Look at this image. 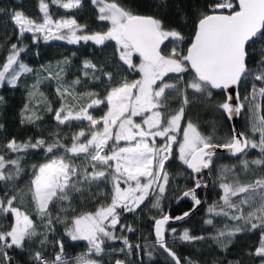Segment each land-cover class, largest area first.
I'll return each instance as SVG.
<instances>
[{
  "label": "snow or ice",
  "instance_id": "6c2138e0",
  "mask_svg": "<svg viewBox=\"0 0 264 264\" xmlns=\"http://www.w3.org/2000/svg\"><path fill=\"white\" fill-rule=\"evenodd\" d=\"M91 3L96 6L97 19L107 22V31L84 34L86 26L74 17L53 19L46 0H39V11L43 14L39 21L21 11L11 13L18 40L29 33L33 43L40 38L44 42L66 40L69 44L92 41L105 45L114 41L119 62L138 78L122 77L117 81L111 71L97 69L85 61L83 68L94 70L93 80L100 79L95 71L107 77L105 91L77 93L76 86L82 84L77 77L71 85L61 83L57 87L60 107L53 109L49 102L47 109L53 113L57 125L71 126L76 122L79 126L70 145L58 137L50 142L43 138L18 142L13 138L3 145L9 154H28L39 149L46 159L32 165L26 192L0 188V264H11L9 251L26 250L36 238L41 245L45 244L47 235L37 229L43 226L52 231L55 222L65 225L64 235L72 241H86L88 250L69 261L64 244L57 241L59 251L54 258L48 260L42 250L35 251L32 255L35 264H100L91 257L104 254L109 242L115 241H120L122 247L113 248V252L132 255L141 245H133L128 236L117 235V231L135 232L131 225L121 222L122 218L125 213H136L146 201L158 211V217L151 218L154 243L145 247L158 246L173 264H181L168 246L165 234L167 231L175 234L177 229L170 225L186 220L201 205L197 189L207 187L202 177L205 170H213L219 151L236 157L241 172L251 171V165L264 167V114H261L264 0H204L188 39L176 28L166 27L162 19L133 12L118 0H91ZM51 4L71 11L80 8L82 0H51ZM257 45L261 46L260 58L254 67H249L250 51L254 52ZM25 51L17 43L10 45L0 70V86L6 82L16 87L21 74L33 71L20 61ZM84 76L88 77L89 72L85 71ZM52 78L51 73L46 77ZM55 78L60 80L59 72ZM173 80L176 82H170ZM40 83L38 79L33 85L30 92L33 97L43 96L39 92ZM241 88L249 90L241 95ZM189 90L209 102L214 95L221 96L216 109L229 121L247 111V132L238 131L233 124L231 135L222 142L201 133L197 125L185 119ZM170 93L178 94V108L169 106ZM69 97L72 101L88 102L69 104L66 102ZM97 111L102 114L94 115ZM21 115L22 123L42 119L38 115L33 119L35 113L27 105ZM251 150L259 152L256 159H241ZM22 159V155L12 158L0 154V182L6 184L20 178L24 172ZM172 159L185 168L193 184L175 197L177 204L190 198L191 209L175 216L166 213L161 205L170 182L166 163ZM77 160L84 163L78 164ZM218 179L222 195L220 201L207 208V213L234 223L217 229L211 239L226 249L237 234L259 232L258 245L251 255L264 264V176L243 183L233 165L221 167ZM94 185L98 193L94 210L77 213L72 207L74 194L83 195L84 190H91ZM26 207H31V214L22 210ZM204 223L214 226L212 218ZM179 239L193 242L206 237L191 235L185 228ZM146 255L151 258L152 253L148 251ZM115 264L128 262L116 259Z\"/></svg>",
  "mask_w": 264,
  "mask_h": 264
},
{
  "label": "trees",
  "instance_id": "16d2710c",
  "mask_svg": "<svg viewBox=\"0 0 264 264\" xmlns=\"http://www.w3.org/2000/svg\"><path fill=\"white\" fill-rule=\"evenodd\" d=\"M49 3V12L53 18L74 17L81 25H85V34L93 32L107 31V22L97 19L98 12L91 3V0H82V6L78 9L64 12L62 10L53 11L50 5L51 0H46ZM204 0H118L125 8L130 9L141 15H153L164 21L166 27L176 28V30L185 34L186 39L190 38L189 34L193 31L194 21L198 11L201 9ZM14 11H21L25 16L39 21L42 13L39 11V0H0V67L7 56V50L12 43H17L20 47H25L26 51L21 54L20 61L33 69L31 73H23L17 81L16 87H12L5 83L0 87V154L6 157L11 155L15 158L16 155H22L21 164L24 172L15 182L9 181L6 184L0 182V188L18 189L22 193L27 191V186L31 178L32 165L43 163L46 157L42 150H30L28 154H9L3 147L9 140L15 138L18 142H24L31 139L35 142L36 139L43 138L47 141H52L54 138H60L65 144L71 143L72 134L79 131V126L76 122L69 125H57L53 119V113L49 112V102L53 109L60 107V98L56 93L57 87L63 83L66 87L79 77L82 81L81 85L76 86V92L83 94L85 92L103 93L108 86L107 77L103 76L100 71H95V76L100 77L99 80H93L92 74L94 70L83 68L85 61H90L97 66V69L111 71L115 79L118 81L122 77L138 78L135 73L127 71L126 66H123L118 60L116 54V45L114 42H106L105 45H96L92 41L80 42L78 44H68L64 40L33 43L31 34H25L22 40L17 39V30L15 29L10 16ZM260 45L256 46L254 52L250 51L249 67H254L256 61L260 58ZM138 62V58L136 60ZM63 69L61 72L60 69ZM88 71L89 76L85 77L84 72ZM60 74V80L55 78L56 73ZM51 73L52 79H46ZM188 77L186 76L185 79ZM40 80L39 92L43 96L30 95L33 92V85L37 80ZM103 81V83H102ZM170 82H176L175 80ZM250 89V85H249ZM249 89L241 88V95L246 94ZM46 98V99H45ZM222 97L214 95L211 102L206 101L199 95H193L191 90L188 92L189 103L185 110V119L191 120L198 129L206 136H211L215 141H224L230 135L232 128L227 122L225 116L216 109V105L221 101ZM69 104L84 105L88 102L87 99L72 101L71 98L66 100ZM169 106L178 108L180 100L177 93L169 94ZM262 113L264 114V100L261 101ZM33 111L35 116H40L42 119L36 120L35 123H29L24 119L21 113L25 106ZM94 115H101L100 112H94ZM248 113L245 111L241 114L239 120L240 132L248 130ZM258 138V134H257ZM259 156L257 150H251L247 157L242 156L241 159L253 160ZM214 168L209 175L211 177L210 187L206 193L200 191L198 198H205L206 203L196 213L192 214L186 221H183L175 226L177 232L175 234L166 232L168 246L177 254L181 260V264H261V260L251 253H254L258 245L259 232L255 233H239L228 244L226 249H222L211 236L216 234L217 229H223L225 224L231 226L234 222L226 217H210L207 213V208L220 200L219 188V169L223 166H236V172L239 173L241 182L248 183L259 177L264 176V167L257 168L251 165V171L248 173L241 172L239 160L229 159L224 156L214 157ZM78 164H83L81 160H77ZM166 170L170 174L169 189L165 193V198L161 201V205L166 213L172 216L182 214L184 211L191 209V204L186 201H181L179 204L175 202V197L186 188L193 186L188 178L185 168L179 164L176 159H172L166 163ZM231 178V177H230ZM203 181L206 179L203 177ZM2 194V191H0ZM98 193L95 192V185L91 190H84L83 195L74 194L72 207L77 213L94 210ZM28 200H24V205L27 206ZM140 214L135 217V214L124 215L122 223L131 225L135 232H120V235L128 236L130 242L140 244L139 251L133 250L132 255H126L119 251L113 252L112 249L122 247L120 241L108 244L105 253L100 256H92V259L100 261V264H115L116 259L126 260L128 264H173L165 254L156 247L146 248V244H153L154 238L152 234V219L158 217V211L151 207V203L147 201L145 206L141 207ZM29 214L32 213L31 207H26ZM55 215V214H54ZM148 219L147 225L139 223V219ZM212 218L214 226L207 225L204 220ZM11 217H9V220ZM35 219V216H33ZM52 231H46L43 226H40L37 231L47 235V242L40 244L39 238L32 241L26 250H10L11 264H35L32 255L35 251H41L44 257L48 260L54 258L56 252L59 251L57 241L64 244L65 255L69 261L74 260L82 253L88 250L87 243L84 241H72L64 235L65 225L59 222L53 224ZM119 228V226H118ZM187 228L191 235L204 236V240H196L193 242H183L179 239L183 229ZM119 232V230H118ZM152 253L151 258L146 255V252Z\"/></svg>",
  "mask_w": 264,
  "mask_h": 264
},
{
  "label": "water",
  "instance_id": "95a60500",
  "mask_svg": "<svg viewBox=\"0 0 264 264\" xmlns=\"http://www.w3.org/2000/svg\"><path fill=\"white\" fill-rule=\"evenodd\" d=\"M240 116H241V115H240ZM240 116L237 117V118H234L233 121H229L226 117H225V118H226L227 122L229 123V125L231 126V128L233 127V124H235L237 130L240 131V130H239V120H240ZM218 156H224V157H227V158L232 159V160H235V159H236V157H232V156L228 155L224 150H220ZM189 171H190V170H189ZM203 177L206 179V181H203V183H204L205 185H207V187H203V188L197 189V193H199L200 191H203L204 193H206V192L208 191L209 187H210L211 177H210L209 172H208L207 170H205V174H204ZM203 177H202V179H203ZM183 201H186L187 203L191 204V207H192V202H191L190 198H185ZM201 201H202L201 205H199V206L197 207V210H196L194 213H196V212H197L202 206L205 205V203H206L205 198H203ZM194 213H193V214H194ZM190 216H191V215H190ZM187 219H188V218H186V220H187ZM186 220H184V221H186ZM181 222H183V221L175 222V223L171 224L170 226L177 225V224H179V223H181ZM153 237H154V235H153ZM154 240H155V237H154ZM157 248H159V247L157 246ZM159 249H160V248H159ZM160 250L165 254V256H166L170 261H172V260H171V257H169V256H168V255L162 250V249H160Z\"/></svg>",
  "mask_w": 264,
  "mask_h": 264
},
{
  "label": "rangeland",
  "instance_id": "374dc122",
  "mask_svg": "<svg viewBox=\"0 0 264 264\" xmlns=\"http://www.w3.org/2000/svg\"><path fill=\"white\" fill-rule=\"evenodd\" d=\"M52 7H53V11H56V10H62V11H64V12H67L68 10H65V9H62V8H59L58 6H56V5H54V4H50ZM96 7V6H95ZM53 19H59V18H53ZM27 34H29V33H27ZM79 34V33H78ZM84 34H85V32H84ZM38 41H40V42H44V40L42 39V38H40ZM38 41L36 42L37 44H38ZM51 41H57V40H51ZM66 43H67V41L66 40H64ZM80 42H82V43H84V41H80ZM79 42V43H80ZM111 42V41H110ZM112 42H114V41H112ZM115 43V42H114ZM69 44V43H68ZM76 44H78V43H76ZM72 45H74V44H72ZM0 70H2V66L0 67ZM174 75V74H173ZM6 83V82H5ZM1 87V86H0ZM217 189H220V188H217ZM220 195H222V190L220 189ZM153 199H154V197H153ZM235 199V198H234ZM220 201V200H219ZM147 204V201L145 202V205ZM145 205H142V206H145ZM141 206V207H142ZM142 209V208H141ZM141 209H138L137 210V212L136 213H134L135 214V217L138 215V213L140 214V210ZM156 210V209H155ZM129 214H132V213H125L124 215H129ZM144 218V217H143ZM152 218V217H151ZM139 223H141V224H144V225H147V223H148V219L145 217L144 219H139ZM170 232V231H169ZM127 233V232H126ZM171 233V232H170ZM117 235H120V231L118 232L117 231ZM122 235V234H121ZM84 242H86V241H84ZM117 241H115V242H109V244H114V243H116ZM87 243V242H86ZM101 255H103V254H101Z\"/></svg>",
  "mask_w": 264,
  "mask_h": 264
},
{
  "label": "bare ground",
  "instance_id": "6f19581e",
  "mask_svg": "<svg viewBox=\"0 0 264 264\" xmlns=\"http://www.w3.org/2000/svg\"><path fill=\"white\" fill-rule=\"evenodd\" d=\"M175 226V225H174ZM170 227H172V226H170ZM167 232H169V231H167ZM154 238V237H153Z\"/></svg>",
  "mask_w": 264,
  "mask_h": 264
}]
</instances>
